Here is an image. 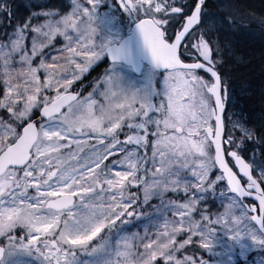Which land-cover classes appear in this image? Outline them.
I'll return each instance as SVG.
<instances>
[{
  "label": "snow or ice",
  "instance_id": "obj_1",
  "mask_svg": "<svg viewBox=\"0 0 264 264\" xmlns=\"http://www.w3.org/2000/svg\"><path fill=\"white\" fill-rule=\"evenodd\" d=\"M252 32L264 68L237 0H0V264H264Z\"/></svg>",
  "mask_w": 264,
  "mask_h": 264
},
{
  "label": "trees",
  "instance_id": "obj_2",
  "mask_svg": "<svg viewBox=\"0 0 264 264\" xmlns=\"http://www.w3.org/2000/svg\"><path fill=\"white\" fill-rule=\"evenodd\" d=\"M52 0H31V2L36 6V9H40V7L50 4ZM18 3L22 2V0H17ZM261 44L256 43V45L251 48L250 50L253 51L255 54V58H259V51H260ZM262 72L261 67L256 68L253 66V64L247 68H244V72L241 73V75H237V79L235 80L233 84V93L236 94L238 93V89L241 90L240 88H243L247 90V93L254 92L255 97L254 99L252 98H246L243 99L241 97L235 96L237 100V106L241 109H246V110H255L257 114L259 113V107H260V90L262 86H264V77L260 75ZM241 100L242 102L239 103L238 100Z\"/></svg>",
  "mask_w": 264,
  "mask_h": 264
},
{
  "label": "bare ground",
  "instance_id": "obj_3",
  "mask_svg": "<svg viewBox=\"0 0 264 264\" xmlns=\"http://www.w3.org/2000/svg\"><path fill=\"white\" fill-rule=\"evenodd\" d=\"M54 2L55 0H52L50 4ZM237 2L243 6V10L246 12L255 13L256 15H260L261 13H264V0H237ZM258 35H259V32H252L250 33L248 37L245 38V45L248 49L253 48L256 45V43L261 44V37L260 35L259 36ZM253 36H255V38ZM252 64L256 68L261 67L260 59L255 58L251 63L243 64L240 66L238 72L236 73V79H237V75H241V73L244 72L245 67L249 68ZM261 70L262 72L260 73V75L264 77V68L261 67ZM237 91L238 93L234 94V96H238L243 99H246V98L254 99L255 97L254 92H251L249 94L247 93L246 89L244 90L238 89ZM238 101L239 103L242 102L240 99ZM236 104H237V100H236Z\"/></svg>",
  "mask_w": 264,
  "mask_h": 264
},
{
  "label": "rangeland",
  "instance_id": "obj_4",
  "mask_svg": "<svg viewBox=\"0 0 264 264\" xmlns=\"http://www.w3.org/2000/svg\"><path fill=\"white\" fill-rule=\"evenodd\" d=\"M36 10H39V9H36ZM259 36V35H258ZM255 38V36H253ZM241 90H243V88H240ZM251 258V257H250Z\"/></svg>",
  "mask_w": 264,
  "mask_h": 264
}]
</instances>
